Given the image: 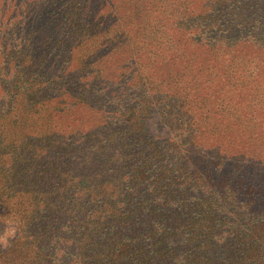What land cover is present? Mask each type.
<instances>
[{
  "label": "trees",
  "instance_id": "1",
  "mask_svg": "<svg viewBox=\"0 0 264 264\" xmlns=\"http://www.w3.org/2000/svg\"><path fill=\"white\" fill-rule=\"evenodd\" d=\"M254 54L264 0H0V264H264Z\"/></svg>",
  "mask_w": 264,
  "mask_h": 264
},
{
  "label": "rangeland",
  "instance_id": "2",
  "mask_svg": "<svg viewBox=\"0 0 264 264\" xmlns=\"http://www.w3.org/2000/svg\"><path fill=\"white\" fill-rule=\"evenodd\" d=\"M242 48H246L245 46H242ZM245 52V51H244ZM250 53V52H249ZM249 58V57H248ZM260 59V58H259ZM240 66V65H238ZM248 69V74L244 73L243 76H241V79L239 81H232V90L230 88L225 89V92L223 89H219L216 84L214 83L213 78L209 79L208 83V92L212 93L216 96H222L224 98L225 96L230 98L232 100V105L237 101V105L243 106V110H245L244 107L259 104L260 102V112H261V118L264 119V73L262 66L259 63V60H257V55L254 54V61L250 62L246 65L244 68ZM237 79V77H236ZM247 92L245 95H241V92ZM202 102H207L204 97H200ZM200 99L198 101H200ZM210 101L214 102V100L210 97ZM245 104V105H244ZM249 104V105H248ZM235 112L232 111L230 114L232 117L236 116ZM215 116L217 115H228L226 112H216L214 113ZM232 120V127L229 129H223L220 132H227V134L220 133L218 135V138H214L218 144L223 147H227L228 142L232 143V148H234L235 144L242 143L239 138V133L237 126L233 125ZM153 124L152 132H158L160 136H164V132H166V129H163L164 127L162 124H155L154 121L151 122ZM243 132H246V130L243 127ZM211 138V137H210ZM211 138V139H212ZM13 234L11 230H8L7 228L0 229V244L5 245L7 243L8 238Z\"/></svg>",
  "mask_w": 264,
  "mask_h": 264
}]
</instances>
